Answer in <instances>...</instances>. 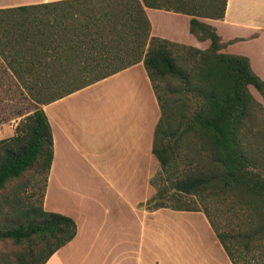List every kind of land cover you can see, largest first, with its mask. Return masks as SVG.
Masks as SVG:
<instances>
[{"label":"crops","instance_id":"1","mask_svg":"<svg viewBox=\"0 0 264 264\" xmlns=\"http://www.w3.org/2000/svg\"><path fill=\"white\" fill-rule=\"evenodd\" d=\"M112 1L120 0H0V11L55 18L82 3ZM143 8L148 39L208 46V39L190 32L191 15ZM84 10L86 14V6ZM196 18L215 28L220 52L248 57L252 70L264 79V0H226L222 18ZM84 35L55 38L49 56L105 55L123 46L104 34ZM54 67L69 70L63 63ZM42 109L53 139L43 207L76 222L75 236L45 264H232L202 211L140 206L155 193L152 177L160 166L152 153L160 106L142 61Z\"/></svg>","mask_w":264,"mask_h":264},{"label":"trees","instance_id":"2","mask_svg":"<svg viewBox=\"0 0 264 264\" xmlns=\"http://www.w3.org/2000/svg\"><path fill=\"white\" fill-rule=\"evenodd\" d=\"M125 1H120L125 6L121 17H127L129 24L119 19L106 24V29L103 28L106 25L101 24L95 30L98 33L110 30L111 33V28H114L117 31L114 38L121 41L131 36L134 45L126 52L118 49V52L105 55L51 57L47 46L55 38L49 39L48 34H20L12 28L3 29L12 36L2 32L0 58L9 64L10 75L30 94L34 108L21 121L17 134L0 140V189L8 180L22 176L37 161L45 175L40 205L33 206L27 218L0 230V239H11L17 245L24 241L31 245L34 239L44 241L47 251L37 264H45L54 251L75 236L76 222L72 217L43 207L47 172L53 157V139L42 105L142 61L160 106L152 153L161 169L167 170L173 163L179 139L188 132L198 133L209 140L216 168L210 175H188L172 180L175 199L183 201L177 206L167 205L162 200L164 192L160 188H156L155 193L140 206L147 210L169 207L202 211L232 264H251L248 261L256 253L260 251L264 255V164L258 156L260 153L247 143L242 129L248 109L246 102L251 98L248 86L256 88L264 97V79L252 70L248 57L219 52L222 43L215 28L196 18H222L226 0ZM218 2L221 4L219 9ZM144 5L191 15L190 32L199 40H209L205 50L189 46L200 55L198 68L183 70L177 65L173 47L179 43L155 36L148 39L150 25ZM120 26L124 27L122 31L118 28ZM71 62L80 66L63 71L52 67L56 63ZM158 79L180 80L187 90L198 96V104L188 113H181L175 124L171 123L168 112L174 98L157 91L155 80ZM237 193L244 198L237 200L236 209L231 214L237 221L217 220L212 215L216 207L209 199ZM180 194L200 199L181 200ZM50 241L54 243L52 246L48 244ZM27 253V257L20 258L19 264H35L36 251L29 247Z\"/></svg>","mask_w":264,"mask_h":264},{"label":"rangeland","instance_id":"3","mask_svg":"<svg viewBox=\"0 0 264 264\" xmlns=\"http://www.w3.org/2000/svg\"><path fill=\"white\" fill-rule=\"evenodd\" d=\"M120 1L103 4L82 3L64 10V14L55 18L46 14L43 16L20 17L16 14L0 12V37L4 28H12V30L20 34L25 32H34L37 35L39 33L41 35L48 34L49 39L73 38L79 32L85 33L84 36L89 35L88 37H93L94 34L100 36L104 34L105 39L109 37L114 38L117 37V31L114 28H111V33L109 32L110 30L98 33L95 27L101 26V24L106 25L109 22H116L119 19L126 20L128 24L130 23L127 17H121L125 6L121 5ZM123 1L126 2L125 0ZM220 5V2H218V9ZM85 6L88 11L86 14L84 10ZM107 27V25L103 26L105 29ZM118 28L122 31L124 27L120 26ZM4 33H7V31ZM7 35L11 34L7 33ZM89 45L91 46L92 44L88 43ZM122 45L125 48L122 46L119 50L121 52L128 51L127 49L134 45L131 36H127V40L123 41ZM189 46L179 43V45L173 47L176 63L183 70H189L192 67L198 68L200 66V55L195 54ZM207 48L208 46L205 49ZM119 50L113 52H118ZM79 66L74 62L64 64V67L69 70L78 68ZM9 67V64L0 58V140L17 134L19 132L17 128L21 121L34 108L32 97L10 75L11 70ZM52 67H54V64ZM19 69L24 70L23 67ZM155 84L160 94L172 95L174 98L169 105L168 111L171 123H177L181 113H188L199 102L197 101L198 96L187 90L185 84L180 80L158 79L155 80ZM248 90L251 98H248L246 102L248 109L242 132L247 143L252 144L253 149H256L260 153L258 156L261 159V163L264 164V97L251 85L248 86ZM212 154L211 144L206 137L192 132L185 133L180 137L173 163L167 170H162L159 166L158 171L152 177L155 190L156 188H160L164 192L162 200L167 205L177 206L178 202H183L175 199L172 180L188 175H210L215 170L216 165ZM38 163L39 161L22 176L8 180L4 184V187L0 189V230L7 229L12 223L27 218L31 208L40 205L45 172ZM180 195L181 200L200 199L194 195ZM239 198L244 199L239 193L222 194L221 196L209 199L212 202L211 204L216 207L212 215L217 220L229 221L230 223L236 222L237 219L231 214L236 209V202ZM48 244L52 246L54 243L50 241ZM29 247L36 251L37 259L35 264H37L47 251L44 241L34 239L31 245L29 241H24L22 244L17 245L11 239H0V264H19L20 258L28 256ZM248 263L264 264V255L259 251Z\"/></svg>","mask_w":264,"mask_h":264}]
</instances>
